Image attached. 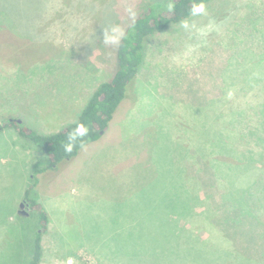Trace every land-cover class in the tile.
Masks as SVG:
<instances>
[{
    "label": "rangeland",
    "instance_id": "obj_1",
    "mask_svg": "<svg viewBox=\"0 0 264 264\" xmlns=\"http://www.w3.org/2000/svg\"><path fill=\"white\" fill-rule=\"evenodd\" d=\"M151 1L0 0V125L11 119L51 134L75 121L115 69L119 39L109 37L120 38ZM203 6L149 39L105 134L56 170L36 173L46 156L2 130L0 264L30 260L38 217L23 196L32 181L30 198L48 215L40 264H264L254 179L231 183L219 167L236 163L219 154V133L254 122L264 96V0ZM256 67L259 89L253 78L241 82ZM179 144L188 148L183 161ZM182 176L193 203L178 194ZM177 201L193 204L194 216L168 217L164 207Z\"/></svg>",
    "mask_w": 264,
    "mask_h": 264
},
{
    "label": "trees",
    "instance_id": "obj_2",
    "mask_svg": "<svg viewBox=\"0 0 264 264\" xmlns=\"http://www.w3.org/2000/svg\"><path fill=\"white\" fill-rule=\"evenodd\" d=\"M211 1L213 0H152L145 5L143 10L123 31L116 48L115 69L113 73L109 77V80L99 84L91 93L75 121L67 124L58 132L39 134L36 131L23 128L20 122L10 119L8 122L0 125V133L5 128L12 127L20 137L30 141L33 146L46 156L48 160V164L45 165L46 168L44 166L42 169L36 170V173H42L45 169L56 170L61 162L75 158L80 150L88 144L96 142L105 134L114 113L119 108L122 101L125 100V98H130L132 84L135 79H137L140 68L143 65L145 49L149 39L155 34L164 31L168 26L179 24L196 13V6L208 4ZM248 73L247 71L244 73L246 76L244 79H241V82H248V86H251L250 79L252 80L253 78V86L251 88L259 89L261 79L257 78V75H259L257 74V67L256 76L254 72L252 76L248 75ZM241 76L242 74L236 75V78H240ZM131 99L134 100L135 98L133 97ZM257 99L258 103H255L256 119L254 122H251L247 118L244 119L245 125L238 133H234L230 130H226L224 134L219 133V143L221 145L223 144V148H221L223 150H219V154L222 155L224 159H226L227 155L232 157L233 154L236 160L235 164L231 161L232 164L224 162L219 167H221L224 177L227 176L230 178L228 181L231 183H236V181H233L238 175L240 176L237 179V183L239 181L240 184L244 182L246 178L254 179V185L256 184V213H264V196L260 194V192L264 193V96H259ZM242 111L244 110L241 109L236 113L243 115ZM235 121H238V119H234L233 116L231 122L235 123ZM80 126L86 129L83 135H81L79 131ZM207 132L208 134L211 133L209 130H207ZM230 138L235 144H238L237 142L239 141V146L241 145V149L243 150L238 151L237 147H232L231 144L234 145V143L231 141L230 146H227L226 140ZM211 144L215 147L217 140H212ZM68 146H71V151H66ZM178 147L184 152L181 156L183 161L187 156L188 148L185 151V145L182 144H179ZM182 161L181 171L183 170ZM256 164L259 166H256ZM219 167H216L218 172L220 170ZM182 174H184L183 171ZM182 178L185 180H183L182 187L179 189L178 194H185L183 198L191 199L193 203V189L189 191L187 189L188 182L186 177L182 176ZM33 186L35 187L36 185L32 181L31 186L24 192L23 196L24 204L36 212L38 217V230L35 232L33 238V249L28 264H40L42 257L41 236L43 231L46 230L48 217L43 207L34 199L30 198V191ZM232 186H234V184ZM240 191L245 190H238L237 188L234 193L239 195ZM188 199L187 202L190 201ZM245 200H249V198L246 197L240 202ZM181 201L174 202V204L172 203L164 207V210L168 213V217L174 215H184V217H186L188 214L194 216L195 211L193 204L189 207L187 206V209H185L186 203L182 204ZM234 203L236 202L234 201ZM250 205L253 206V204ZM250 205H245V207ZM257 217L256 215V218ZM174 227H176V224H174Z\"/></svg>",
    "mask_w": 264,
    "mask_h": 264
},
{
    "label": "clouds",
    "instance_id": "obj_3",
    "mask_svg": "<svg viewBox=\"0 0 264 264\" xmlns=\"http://www.w3.org/2000/svg\"><path fill=\"white\" fill-rule=\"evenodd\" d=\"M195 11H196V13H202V12H204V6H203V4L196 6ZM184 26L187 27L186 24ZM118 39H119L118 36L109 37V41H111V42H117ZM79 131H80L81 135H83L84 132L86 131V129H84L83 126H80ZM66 151H71V146H68L66 148Z\"/></svg>",
    "mask_w": 264,
    "mask_h": 264
},
{
    "label": "water",
    "instance_id": "obj_4",
    "mask_svg": "<svg viewBox=\"0 0 264 264\" xmlns=\"http://www.w3.org/2000/svg\"><path fill=\"white\" fill-rule=\"evenodd\" d=\"M18 122H19V121H18ZM23 207H24V205H23V204H20V205H19V208H20V213H22V214H24V212L22 211Z\"/></svg>",
    "mask_w": 264,
    "mask_h": 264
},
{
    "label": "crops",
    "instance_id": "obj_5",
    "mask_svg": "<svg viewBox=\"0 0 264 264\" xmlns=\"http://www.w3.org/2000/svg\"><path fill=\"white\" fill-rule=\"evenodd\" d=\"M85 104V103H84ZM84 104H83V106H84ZM80 109H82V107L80 108ZM131 206V205H130ZM43 209H44V207H43ZM44 211L46 212V209H44ZM47 214V213H46ZM48 216V215H47Z\"/></svg>",
    "mask_w": 264,
    "mask_h": 264
}]
</instances>
